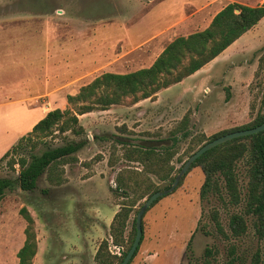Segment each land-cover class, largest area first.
<instances>
[{
  "label": "rangeland",
  "instance_id": "374dc122",
  "mask_svg": "<svg viewBox=\"0 0 264 264\" xmlns=\"http://www.w3.org/2000/svg\"><path fill=\"white\" fill-rule=\"evenodd\" d=\"M117 3L119 0H0V21L8 16L37 11L44 14L47 30H52V23L59 24L60 37H64L65 41L68 37L70 45L76 46H67L69 49L66 48L61 54L62 59H70L68 67L61 68L58 78L49 75L47 80L49 87L59 79V96L65 97L66 94H75L76 88L104 70L125 72L133 67L132 61L137 53L133 51L134 47L125 43L129 40L128 33L118 36L122 31L115 28L114 23L108 24L107 28H101L103 23H95L98 29H94L92 34L83 29L77 35L73 34L74 30L69 26L73 18H103L111 15ZM130 13L132 16L133 12ZM261 24V43L256 49L258 55L252 61L254 69L247 106L238 110V114L229 122L210 115L208 100H205L199 87L193 94H188L190 97L175 92L161 93L156 105L150 103L155 94L151 98L141 99L142 103L138 105L124 102L104 110L90 111L78 116L81 133L66 131L43 137L34 149L35 153L73 140L80 141L82 145L71 155L73 159L55 168L54 173L59 174L60 183L48 182L43 173L31 191H23L15 183L4 191L0 197V264H16L15 252L24 239L25 222L18 213L22 206L33 219L36 237V251L31 264H94L93 256L98 244L104 238L110 240L108 225L114 212L121 203H126V197L115 189L116 173L120 171L124 177V170L141 169L139 163L123 158V145L117 140L118 137L126 144H143L140 140H154L156 142L151 143L156 147H173L175 153L170 162L174 166V177L187 156L199 146H195L197 138L208 140L216 132L250 123L259 110L260 84L264 78V22ZM146 31L141 30L140 35ZM18 34L19 31H16V41L6 42L14 45L11 52H7L5 45L0 48L1 99L8 93L3 95L2 92L9 88L19 89L16 84L22 79L20 69L16 68L20 57ZM97 34L102 35L103 42L106 41L99 49L93 42ZM44 38L45 44L49 43L51 49L50 41L46 36ZM88 44L91 45V56L83 54V46ZM76 55H79L78 59L73 58ZM96 56L105 57L102 67L95 66ZM62 59L60 63H63ZM45 63L50 65L51 58H45ZM74 72L81 75H70ZM66 106L65 100L64 106L59 108ZM9 111L8 106L0 105V177L14 180L17 166L10 170L5 165V159H1V155L17 141L5 133L9 124L6 121ZM183 132L185 135H182ZM28 152L29 148L25 144L11 153L17 157L26 156ZM236 171L242 196L246 183L244 162L236 164ZM147 176L159 190L171 182H163L153 174ZM202 180L199 167L187 169L171 192L161 196L143 212L141 239L129 264H186L188 260L199 264L205 247L213 252L212 264H221L230 244H234L236 254L240 256L239 264H248L255 250L259 252L260 264H264V240L254 236L252 218L246 217V229L239 237L224 238L217 232L210 217L211 211H217L218 223L223 232L229 234L228 217L231 213L239 212L241 204H230L224 190L220 192L223 202L218 193H207L200 198ZM145 198L137 200L130 209L125 237ZM108 250L119 255L122 247L109 244Z\"/></svg>",
  "mask_w": 264,
  "mask_h": 264
},
{
  "label": "trees",
  "instance_id": "16d2710c",
  "mask_svg": "<svg viewBox=\"0 0 264 264\" xmlns=\"http://www.w3.org/2000/svg\"><path fill=\"white\" fill-rule=\"evenodd\" d=\"M263 16L264 0L256 6L227 3L214 14L207 27L185 37H175L167 43L149 66L125 73L102 72L79 86L75 94H67L65 100L68 106L63 109L56 107L47 110L26 134L20 136L15 144L1 155V159H5V165L10 170H14L15 165L17 166V172L14 180L0 177V197L13 183L23 191L33 190L36 181L43 173L48 182L60 183L61 178L59 174L54 173L55 168L68 159H73L71 155L81 147L82 143L73 140L35 153L34 149L43 137L66 131L79 134L82 132V127L78 123L79 115L94 110H104L114 104L124 102L133 104L141 99L153 97L160 89L178 82L211 60ZM263 120L264 78L260 84L259 110L253 120L238 127L216 132L208 140L227 132L258 125ZM182 135H185V132ZM117 140L123 145L121 147L123 158L139 163L141 169L124 170L126 174L124 177L120 171L116 173L115 189L126 197V203H121L119 209L114 212L108 225L110 240L104 238L100 241L94 252V264H118L129 248L135 231L133 218L130 230L126 237L124 236L130 209L137 200L159 190L147 174H153L163 182H170L173 178L174 166L170 162L175 153L173 147H156L151 143L156 142L154 140H140L143 144H126L120 137ZM205 140L208 141L202 137L197 138L195 146L201 145L202 142H206ZM25 144L29 148L26 156H12L11 152H16ZM238 162H244L246 165V183L242 196L237 183ZM191 167H199L203 175L199 189L200 198L207 193H218V197L223 202L220 192L224 190L229 196L230 204H241L240 211L231 213L228 217L229 234L223 232L218 223L217 211L215 209L211 211L210 217L217 232L224 238L239 237L246 229L248 216L252 218L254 236L258 240H264V129L231 138L209 148L193 160L189 168ZM18 213L25 225L23 242L15 252L16 264H31L36 251L33 219L24 206L19 208ZM109 244L122 247L120 254L111 253L108 250ZM188 245L189 243L186 246ZM212 254L211 249L205 247L199 264H212ZM239 260L240 256L236 254L234 244H230L221 264H239ZM186 264L197 263L188 260ZM248 264H260L258 250L252 253Z\"/></svg>",
  "mask_w": 264,
  "mask_h": 264
},
{
  "label": "crops",
  "instance_id": "0c3cea01",
  "mask_svg": "<svg viewBox=\"0 0 264 264\" xmlns=\"http://www.w3.org/2000/svg\"><path fill=\"white\" fill-rule=\"evenodd\" d=\"M262 1L119 0L111 15L103 18L79 17L77 20L73 18L69 26L71 30H74L73 34L77 35L78 31L83 29L89 30L92 34L94 29H98L94 26L95 23H103L101 28H107L108 24L114 23V27L122 31L118 36L128 33L129 40L125 43L131 48L134 47L133 51L137 53L132 61L134 65L129 70L132 71L149 66L164 46L175 37H185L207 27L214 14L227 3L236 2L256 6ZM130 12H133L132 16ZM263 22L264 16L200 68L178 82L157 91L155 98L150 101L151 105L158 103L161 93L175 92L177 95H191L201 87L205 100H208L207 108H210V115L229 122L238 114V110L247 106L249 84L254 69L252 61H255L258 55L256 49L261 43L260 35L263 27L261 23ZM57 25L52 23V30H47L44 14L37 11H27L20 16H8L7 19L0 21V48L5 45L6 49L8 48L7 52L13 50L14 45L11 46L8 43L16 41V31H19L17 46L20 49V57L16 68L20 69L22 79L16 84L19 89L11 87L8 91L2 92L3 95L8 93L2 99L0 98V105L8 106L10 110L6 116L9 124L5 128V133L13 136L14 140L26 134L47 110L64 106L65 97L59 96L60 80L58 79L56 83L48 87L47 76L59 77V71L62 67L67 68L70 60L68 57H66L67 60L62 59V52L67 46L74 48L76 45H70L68 37L66 41L64 37H60ZM141 30L147 31L140 35ZM72 32L69 34L71 35ZM45 36L51 43V49H49V43L45 44ZM102 40H104L102 35L97 34L93 41L98 49L106 44V41ZM91 52L90 44L83 46V54L88 53L91 56ZM44 56L51 58L50 65L45 63ZM73 58L78 59L79 55ZM61 59L63 63H60ZM104 59L103 56H96L95 66L102 67L105 64ZM106 71L128 72L114 70L103 72ZM71 74L72 76L81 75L76 72ZM46 103L47 106H45ZM138 103H142V100L135 104L138 105Z\"/></svg>",
  "mask_w": 264,
  "mask_h": 264
},
{
  "label": "water",
  "instance_id": "95a60500",
  "mask_svg": "<svg viewBox=\"0 0 264 264\" xmlns=\"http://www.w3.org/2000/svg\"><path fill=\"white\" fill-rule=\"evenodd\" d=\"M264 129V120L255 126L249 127V128H244V129H239V130H234L231 132H227L225 134H222L220 136H217L211 140H208L204 143H202L201 145H199L194 151H192L187 158L183 161V163L181 164L178 172L176 173V175L172 178L171 182L169 183V185L162 189V190H156L154 192H152L151 194H149L142 202V204L139 206V208L137 209L135 216H134V237L133 240L129 246V248L127 249V251L125 252L123 258L120 260V262L118 264H127L129 262V260L132 258L133 253L135 251V249L137 248L139 241L141 239V234H142V230H141V218H142V214L143 212L150 206V204L157 199L158 197H161L165 194H168L169 192H171L175 186L177 185L179 179L181 178V176L185 173V171L189 168L190 164L193 162L194 159H196L199 155H201L203 152H205L206 150H208L209 148L222 143L226 140H229L231 138L234 137H238V136H243V135H248V134H253L256 133L258 131H261Z\"/></svg>",
  "mask_w": 264,
  "mask_h": 264
}]
</instances>
